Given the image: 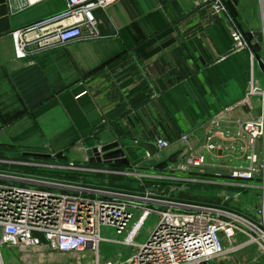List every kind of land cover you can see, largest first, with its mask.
<instances>
[{"label":"crops","instance_id":"crops-1","mask_svg":"<svg viewBox=\"0 0 264 264\" xmlns=\"http://www.w3.org/2000/svg\"><path fill=\"white\" fill-rule=\"evenodd\" d=\"M221 1L226 10L215 13L212 2L203 0H119L104 8L115 35L70 43L23 61L11 59L4 40L0 66L32 98L46 97L54 86L61 106L64 99L70 101L77 119L73 132L79 136L92 134L107 143L120 140L126 145L134 141L137 155L154 167L180 151L179 143L151 157L140 142H178L191 134L199 152L211 121L236 133L237 121L258 116L254 107L260 108L259 96L250 100V112L242 110L241 102L251 76L264 90V75L251 58L255 52L264 62V0ZM45 4L48 8L34 17L12 20L20 13H9L11 30L65 7L63 0L38 5ZM234 29L247 48L234 50ZM43 60L55 62L54 83L41 74ZM226 157L225 151L218 153L219 161ZM216 169L210 168L205 176L217 179Z\"/></svg>","mask_w":264,"mask_h":264},{"label":"built area","instance_id":"built-area-1","mask_svg":"<svg viewBox=\"0 0 264 264\" xmlns=\"http://www.w3.org/2000/svg\"><path fill=\"white\" fill-rule=\"evenodd\" d=\"M44 1L6 0L5 4L8 15H16ZM63 1L62 11L0 36V44L8 36L12 60L23 61L70 43L99 38L98 22L92 12L119 0ZM203 2H212L215 13L226 10L221 0ZM231 38L234 50L247 48V42L238 30L232 31ZM255 96L260 97V115L237 121L236 133L221 130L215 120L211 121L205 131L203 151H194L191 134L182 135L178 142L157 139L154 145L158 152L177 143L180 146L177 161L168 164L166 170L206 175L210 168L217 167L214 178L243 182V185L260 178L264 184V90L251 76L249 91L241 107L247 106L250 112V100ZM96 148L100 150L101 147ZM223 151L227 154L225 161L232 163L230 167L221 165L225 161L218 160V153ZM191 153L196 154L192 156ZM193 176L190 174L188 181H198ZM132 192L143 195L0 171V259L3 249L18 246L30 250L20 251L28 253L25 255L44 251L75 260L87 257L88 264H212L223 254L236 255L250 246H256L264 253V211L262 226L248 216L251 220L227 210L167 201L160 197H176L153 195L147 190ZM232 199L227 198L225 203ZM150 217L154 220L147 229V237L136 242ZM103 229L114 237L102 236ZM101 242L130 250L125 258L118 254L114 259H106L99 254ZM22 260L26 261L25 258Z\"/></svg>","mask_w":264,"mask_h":264},{"label":"rangeland","instance_id":"rangeland-1","mask_svg":"<svg viewBox=\"0 0 264 264\" xmlns=\"http://www.w3.org/2000/svg\"><path fill=\"white\" fill-rule=\"evenodd\" d=\"M48 6L47 4L42 7L37 5L20 13L12 20L34 17ZM4 40H8L7 43H9L8 37H5L2 42ZM55 51H49L43 55ZM39 64L44 79L54 83L56 80L55 62L43 60ZM4 68L0 66V171L67 182L81 181L127 191L147 190L153 195L225 205L263 226L264 184L260 178H255L244 185L243 182L226 179H217V183H214L215 179L195 172L157 170L152 163L145 162L137 155L134 148L138 146V143L134 141L126 145L117 140L129 162L128 166L113 163H90L85 151L91 147H102L108 143L96 139L92 134H85L86 136L80 134L79 136L77 132H73L77 119H73L70 101L64 99V105L61 106L54 92V86L50 87L51 92L46 97L32 98L20 85L14 84L9 74L3 70ZM194 149L197 152L198 146ZM57 152H63L65 160L56 159L53 156L48 159L25 156L27 153L53 155ZM190 174L194 175L193 177L198 181H188ZM226 197H233V199L225 203ZM153 220L154 217H150L145 222L136 242L145 240L147 229ZM102 236L114 237L106 229L102 230ZM129 250V247L101 242L99 254L105 256L106 259H114L118 254H122L125 258ZM20 251L30 252L25 246L3 249L1 264L31 263L28 257L25 258L28 263L20 258L18 255V253L22 254ZM36 256L40 258L38 259L42 261V264H75L73 257L49 254V252L42 251ZM239 256L242 257L241 260ZM87 260V257L82 259L85 264H88ZM36 262L32 260V264H41L37 260ZM212 264H264V253H260L256 246H250L237 255L223 254L214 259Z\"/></svg>","mask_w":264,"mask_h":264},{"label":"water","instance_id":"water-1","mask_svg":"<svg viewBox=\"0 0 264 264\" xmlns=\"http://www.w3.org/2000/svg\"><path fill=\"white\" fill-rule=\"evenodd\" d=\"M6 0H0V36L7 34L11 28H10V19L7 12V6L5 4ZM233 3H236V0H232ZM95 20L98 22L97 30L99 37H107V36H113L115 35V30L112 27L110 21L108 20L106 13L104 9L97 8L92 12ZM254 59L256 60V63L258 65L259 70L264 75V62L262 59L253 52ZM245 112H247L249 109L247 106H243L242 108ZM140 146L144 148L148 154V156H155L158 154V150L156 149L155 145L150 142H140ZM85 154L88 158V161L90 163H104V164H115V165H121V166H128L129 162L127 158L125 157L124 151L120 148L119 143L117 141L105 144L98 150L96 147L89 148L85 151ZM101 154V156H100ZM180 154V151H176L169 155L167 158L163 159L162 161L158 162L154 165V168L157 170H165L168 166V164L175 163L177 161L178 155ZM27 157H36V158H51L52 156L56 159L65 160V156L63 152H57L56 154L50 155V154H33V153H27L25 154ZM27 176V175H25ZM30 178H36V179H42L47 180L51 182H59L64 184H71L75 186H83L93 189H99L104 191H111V192H120V193H126V194H136V195H143L141 193H136L132 191L127 190H121V189H115L110 187H104L99 185H92V184H80V183H74V182H67V181H61V180H53V179H46V178H40V177H33V176H27ZM151 197H157V196H151ZM161 199L167 200V201H174V202H185L190 204H197L200 206H208L212 208L217 209H223L227 210L233 214L242 216L243 218L247 220H251L247 216L241 214L238 211H235L233 209L227 208L225 206L220 205H212V204H206V203H199V202H193V201H187V200H181L176 198H165L160 197Z\"/></svg>","mask_w":264,"mask_h":264},{"label":"bare ground","instance_id":"bare-ground-1","mask_svg":"<svg viewBox=\"0 0 264 264\" xmlns=\"http://www.w3.org/2000/svg\"><path fill=\"white\" fill-rule=\"evenodd\" d=\"M254 111L257 113V115H259L260 114V108L259 107H254ZM159 155V154H158ZM157 155V156H158ZM100 156H101V154H100ZM84 159V158H83ZM3 251V250H2ZM26 254V253H25ZM25 254H18L19 256H20V258L21 259H24V258H26L27 259V257L28 258H30L31 260V263H28V261H25L26 263H28V264H32V260H33V262H36V260L38 261V263H41L42 264V261H39V257H37L35 254H33V253H29V254H31V255H25ZM64 256V255H63ZM67 257V256H66ZM69 257V256H68ZM2 258H3V254H2ZM39 258V259H38ZM88 261V263H89V260H87ZM37 263V262H36ZM73 263H75V264H85V262H83L82 261V258H78V259H74L73 260ZM8 264H11V263H8ZM56 264V263H55Z\"/></svg>","mask_w":264,"mask_h":264}]
</instances>
